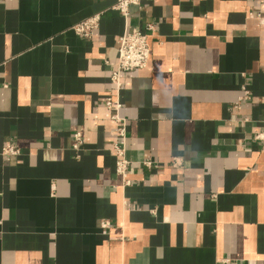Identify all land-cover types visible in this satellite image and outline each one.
<instances>
[{"label": "crops", "instance_id": "obj_1", "mask_svg": "<svg viewBox=\"0 0 264 264\" xmlns=\"http://www.w3.org/2000/svg\"><path fill=\"white\" fill-rule=\"evenodd\" d=\"M115 1L0 0V264H264V0ZM146 23L149 64L118 91L120 37Z\"/></svg>", "mask_w": 264, "mask_h": 264}, {"label": "built area", "instance_id": "obj_2", "mask_svg": "<svg viewBox=\"0 0 264 264\" xmlns=\"http://www.w3.org/2000/svg\"><path fill=\"white\" fill-rule=\"evenodd\" d=\"M146 0H116L114 9L119 11L123 16L129 14V8L132 5L142 6ZM101 15L94 14L82 21L74 24L72 29L74 32L82 37H90L95 30L98 29L100 24ZM264 22V17L261 18ZM157 26L153 23H146L142 26L133 27L128 32H125L120 37L118 47V55L115 67L111 71L110 81L120 91L122 86V73L125 71H132L136 69L146 68L150 60V47L149 37L155 32ZM243 94L239 97L238 101L233 105V108L240 109L245 101L251 97L250 91L246 86L242 87ZM105 107L111 112V119L116 124L115 129V142L112 150L116 158V174L119 176L122 185H130L131 179L129 178V161L125 156L126 153V140L128 133V119L122 114L123 103L118 95L106 96L104 99ZM74 144L73 148L79 150L83 145L84 139L81 131H76L73 134ZM252 139L256 143L264 142V132H258L253 135ZM19 151L14 146L7 144L2 148L4 154H17ZM143 165L152 167L154 161L150 158L142 161ZM170 164L173 168H180L183 166V159L181 157H172ZM127 204V202H126ZM104 226L109 223L103 222ZM221 264H235L230 259H223Z\"/></svg>", "mask_w": 264, "mask_h": 264}]
</instances>
